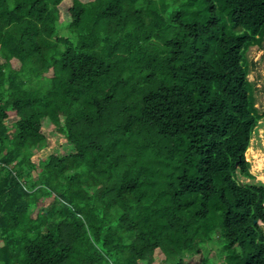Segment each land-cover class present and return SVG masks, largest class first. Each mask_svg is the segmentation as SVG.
Masks as SVG:
<instances>
[{
  "label": "trees",
  "instance_id": "obj_1",
  "mask_svg": "<svg viewBox=\"0 0 264 264\" xmlns=\"http://www.w3.org/2000/svg\"><path fill=\"white\" fill-rule=\"evenodd\" d=\"M263 42L264 0H0V264H264Z\"/></svg>",
  "mask_w": 264,
  "mask_h": 264
},
{
  "label": "rangeland",
  "instance_id": "obj_2",
  "mask_svg": "<svg viewBox=\"0 0 264 264\" xmlns=\"http://www.w3.org/2000/svg\"><path fill=\"white\" fill-rule=\"evenodd\" d=\"M247 55L250 64L248 78L254 85L256 107L264 115V42L262 47H251ZM15 120L16 116L12 113L7 121L8 125L11 126L12 122ZM44 126L43 132L45 131L44 133L48 137L49 147L42 151L34 150L33 161L36 163H38L42 157L49 154L61 156L65 155L70 150L67 141L62 136L55 133L56 128L49 121H44ZM245 159L251 164L250 172L254 178H246L240 175V181L244 183L264 184V118L254 130L250 147L246 151ZM47 203H49V201L46 202V204ZM260 225L264 230V224L260 223ZM218 249V246L213 247L211 256L216 258Z\"/></svg>",
  "mask_w": 264,
  "mask_h": 264
}]
</instances>
